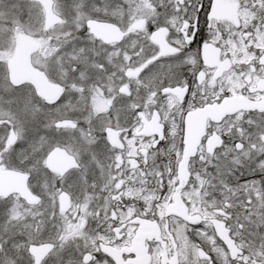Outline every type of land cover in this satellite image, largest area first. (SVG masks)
I'll return each instance as SVG.
<instances>
[{
	"label": "snow or ice",
	"instance_id": "6c2138e0",
	"mask_svg": "<svg viewBox=\"0 0 264 264\" xmlns=\"http://www.w3.org/2000/svg\"><path fill=\"white\" fill-rule=\"evenodd\" d=\"M0 264H264V0H0Z\"/></svg>",
	"mask_w": 264,
	"mask_h": 264
}]
</instances>
